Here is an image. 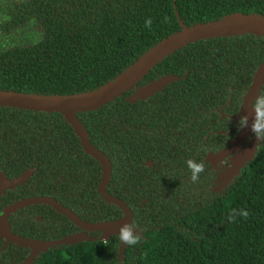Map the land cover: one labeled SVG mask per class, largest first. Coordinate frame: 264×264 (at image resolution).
<instances>
[{
  "label": "trees",
  "instance_id": "16d2710c",
  "mask_svg": "<svg viewBox=\"0 0 264 264\" xmlns=\"http://www.w3.org/2000/svg\"><path fill=\"white\" fill-rule=\"evenodd\" d=\"M233 13L264 18V0H0V91L67 96L93 90L181 26ZM262 64L263 35L197 40L162 58L120 96L74 113L88 144L107 160L104 191L126 206L128 226L142 239L121 246L117 229L102 244L99 231L82 230L52 206L27 205L9 215L11 234L43 242L74 234L91 239L53 244L29 264H264V141L227 182L204 161L236 134L241 98ZM168 74L185 78L146 101L125 102ZM189 159L204 164L196 182ZM27 171L24 183L0 195V213L18 200L47 197L85 223L123 217L98 194L100 164L59 112L0 105V176ZM202 211L207 229L197 233L183 224ZM78 246L84 254L68 252ZM28 250L0 239V264H22Z\"/></svg>",
  "mask_w": 264,
  "mask_h": 264
},
{
  "label": "water",
  "instance_id": "95a60500",
  "mask_svg": "<svg viewBox=\"0 0 264 264\" xmlns=\"http://www.w3.org/2000/svg\"><path fill=\"white\" fill-rule=\"evenodd\" d=\"M244 33H249L256 36H264V18L260 16L233 13L223 17L218 21L196 24L190 27L181 26L180 31L164 38L153 47L148 49L133 64H131L111 81L84 93L67 96H45L0 91V105L47 112H59L73 128L83 150L95 158L100 164L101 176L97 187L98 194L105 202H110L118 206L123 212V217L120 219L110 222L89 224L79 220L68 209L62 207L50 198H24L10 204L9 206H6L1 211L0 239H4L5 242H10L18 246L28 248L30 250V254L26 259L27 262H29L38 251H45L53 244L72 245L77 242L91 241V239L86 238L81 234L66 236L60 240L52 242L26 239L11 234L9 232V226L7 222L8 216L14 211L32 204H48L82 230L99 231V241L107 239L109 232H114L115 230L123 228L126 225L128 226L130 222L129 210L122 202L109 196L104 191V186L107 183L109 177V167L107 160L99 151L95 150L88 144L86 140V134L81 124L74 117V113L95 109L100 105L114 99L115 97L120 96L122 93L130 90L135 85V83L151 68H153L154 65H156V63H158L162 58L189 43L201 39L235 36ZM184 78L185 76L176 77L169 74L162 75L157 79L149 81L143 84L141 87L135 89L125 98V102L133 104L140 101H146L153 94L162 90V88H164L170 82ZM263 81L264 64L259 65L255 69L251 82L241 98L238 113L235 117L236 119L247 117L246 126L243 129L238 127L236 134L229 141L225 148L215 153H209L205 157V161L210 163H215L216 161H221L226 157H230L228 166L223 170V173L220 176V182L229 181L234 175L237 174L239 169L246 162L253 158L255 154L258 139L251 137L252 125L256 115L255 109L252 107V105L257 100ZM151 165L152 163L150 161L144 163L145 167H150ZM29 175L30 172L27 171L12 179H6L0 176V195L4 191L24 183Z\"/></svg>",
  "mask_w": 264,
  "mask_h": 264
},
{
  "label": "clouds",
  "instance_id": "9594fccd",
  "mask_svg": "<svg viewBox=\"0 0 264 264\" xmlns=\"http://www.w3.org/2000/svg\"><path fill=\"white\" fill-rule=\"evenodd\" d=\"M165 22H167V17H165ZM151 18L146 19L145 26L151 27ZM259 100L255 101L252 105V107L255 108V119L254 123L252 125V132L254 136L260 140L264 141V90H261L259 93ZM247 124V117H241L239 121V128L243 129ZM194 160H187V167L191 171V177L190 179L193 182H196L199 179V174L204 171V164L203 163H194ZM235 211V210H233ZM239 215L243 216L245 219L248 218V212L246 211H240ZM230 218L234 220V217L231 216ZM132 228H135V225H131ZM118 239L121 242V245H125L128 247H134L135 245L139 244L141 242V235L134 236L132 234V231L130 230L129 226H125L123 228L119 229V235ZM108 240H104V243L107 244Z\"/></svg>",
  "mask_w": 264,
  "mask_h": 264
},
{
  "label": "rangeland",
  "instance_id": "374dc122",
  "mask_svg": "<svg viewBox=\"0 0 264 264\" xmlns=\"http://www.w3.org/2000/svg\"><path fill=\"white\" fill-rule=\"evenodd\" d=\"M223 170H224V168H223ZM183 224L187 228H189V229H191L197 233H200V232L204 231L205 229H207V227L209 225V217H208V214L204 211L198 212V213L184 219ZM105 240H107V239H105ZM83 251H84V249L81 246H78L74 249L68 250V252H74L77 255L84 254L85 252H83ZM89 253H91V251ZM92 253L94 254L95 250H92Z\"/></svg>",
  "mask_w": 264,
  "mask_h": 264
},
{
  "label": "flooded vegetation",
  "instance_id": "af4514ba",
  "mask_svg": "<svg viewBox=\"0 0 264 264\" xmlns=\"http://www.w3.org/2000/svg\"><path fill=\"white\" fill-rule=\"evenodd\" d=\"M238 127H239V125H238ZM238 130V129H237ZM237 132V131H236ZM220 151V150H219ZM217 152V151H216ZM210 153H215V152H210ZM207 154H209V153H207ZM206 154V155H207ZM206 155H205V157H206ZM205 157H204V161H205ZM228 159H229V157H226V158H224L223 160H221V161H216L215 163H210V162H206V163H208L211 167H213V168H215L216 169V174L217 175H220L221 173H222V171H223V168L227 165V162H228ZM147 162V161H146ZM152 166V165H151ZM150 166V167H151ZM5 192V191H4ZM10 205V204H9ZM9 205H7V206H9ZM12 214V213H11ZM9 217V216H8ZM35 220L36 221H39L40 220V217H35ZM7 222H8V218H7ZM2 242H4L3 240H1ZM29 252H28V254L30 253V250H28ZM28 257V256H27ZM27 257L24 259V261H23V263L22 264H29V262H27L26 261V259H27Z\"/></svg>",
  "mask_w": 264,
  "mask_h": 264
},
{
  "label": "built area",
  "instance_id": "2783aa9c",
  "mask_svg": "<svg viewBox=\"0 0 264 264\" xmlns=\"http://www.w3.org/2000/svg\"><path fill=\"white\" fill-rule=\"evenodd\" d=\"M101 242H102V244H104V241L103 240H101Z\"/></svg>",
  "mask_w": 264,
  "mask_h": 264
}]
</instances>
